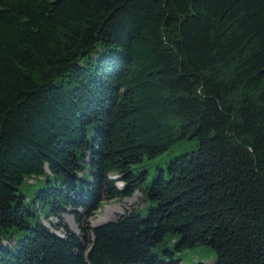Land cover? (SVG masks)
I'll return each instance as SVG.
<instances>
[{"label":"trees","instance_id":"trees-1","mask_svg":"<svg viewBox=\"0 0 264 264\" xmlns=\"http://www.w3.org/2000/svg\"><path fill=\"white\" fill-rule=\"evenodd\" d=\"M137 191L145 217L90 227ZM0 233V264H180L167 238L264 264V0H0Z\"/></svg>","mask_w":264,"mask_h":264},{"label":"rangeland","instance_id":"rangeland-1","mask_svg":"<svg viewBox=\"0 0 264 264\" xmlns=\"http://www.w3.org/2000/svg\"><path fill=\"white\" fill-rule=\"evenodd\" d=\"M197 142L196 140H187L181 143L173 145L167 151L162 154L151 158L144 159L141 163L131 166V171L134 175L139 173L146 172L147 173V184H150L153 180L157 169H165L168 163L174 158L188 154L196 150ZM85 177H88L86 173ZM111 179H115V176L111 175ZM44 178L39 179H25L23 184L20 186V192L23 193L27 199L33 198L34 194L40 190L44 189ZM118 188H121V184L119 182L116 183ZM134 210L137 214L145 217L148 212V203L145 201L144 195L141 191L135 192L129 198H116L110 201H104L99 209L89 218L88 222L90 227H95L102 223L108 221H114L118 219L120 216ZM51 224H57V220L55 218L49 219ZM62 224H65L68 229L76 234H79L77 225L72 216L68 214L61 215ZM44 223V220L42 219ZM46 226L50 227L46 223ZM53 230V229H52ZM54 231V230H53ZM58 235H63L64 229L60 228L58 231H54ZM16 238H20L19 232L16 230H12V233ZM1 244L4 247L10 248L12 243L8 241L9 236L4 233H0ZM164 250H168L172 252L171 257L174 260H180V264H212L215 259L214 251L207 246H197L185 251L176 252L174 250V240L170 241V238H167L163 243L158 244L157 247L153 248L152 251L155 254H162ZM170 259V256H165Z\"/></svg>","mask_w":264,"mask_h":264},{"label":"water","instance_id":"water-1","mask_svg":"<svg viewBox=\"0 0 264 264\" xmlns=\"http://www.w3.org/2000/svg\"><path fill=\"white\" fill-rule=\"evenodd\" d=\"M58 235V234H57Z\"/></svg>","mask_w":264,"mask_h":264}]
</instances>
